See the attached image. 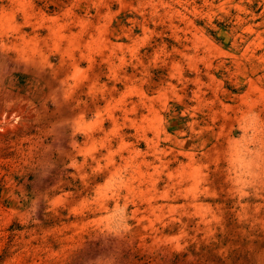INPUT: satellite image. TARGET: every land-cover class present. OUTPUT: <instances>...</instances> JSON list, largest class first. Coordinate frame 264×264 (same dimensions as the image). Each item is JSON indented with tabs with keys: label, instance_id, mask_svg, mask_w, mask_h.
<instances>
[{
	"label": "rangeland",
	"instance_id": "1",
	"mask_svg": "<svg viewBox=\"0 0 264 264\" xmlns=\"http://www.w3.org/2000/svg\"><path fill=\"white\" fill-rule=\"evenodd\" d=\"M0 264H264V0H0Z\"/></svg>",
	"mask_w": 264,
	"mask_h": 264
}]
</instances>
